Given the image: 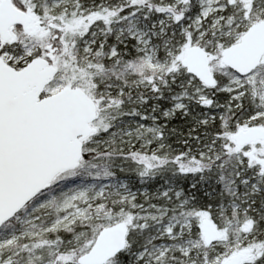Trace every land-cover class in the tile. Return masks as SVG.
Segmentation results:
<instances>
[{"label":"snow or ice","instance_id":"obj_1","mask_svg":"<svg viewBox=\"0 0 264 264\" xmlns=\"http://www.w3.org/2000/svg\"><path fill=\"white\" fill-rule=\"evenodd\" d=\"M0 264H264V0H0Z\"/></svg>","mask_w":264,"mask_h":264}]
</instances>
